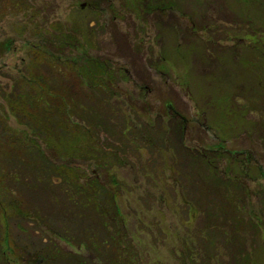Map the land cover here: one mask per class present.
Segmentation results:
<instances>
[{
    "label": "rangeland",
    "instance_id": "374dc122",
    "mask_svg": "<svg viewBox=\"0 0 264 264\" xmlns=\"http://www.w3.org/2000/svg\"><path fill=\"white\" fill-rule=\"evenodd\" d=\"M160 1L161 4L174 2L177 7L166 8V13L156 10L143 16L130 11L124 5L126 0H10L9 8L0 2V174L5 171L3 154L10 149L12 139L25 142L34 139L30 129L20 124L10 112L4 97L18 92L15 86L28 76L33 58L39 56L36 52L40 56L42 52L48 56L53 54L52 57L59 58L56 61L63 63L82 60V57L106 61L119 89L113 104L120 114L126 113L131 131L129 141L112 131H103L99 143L103 147L116 148L114 152L122 160L109 168L123 184L121 191L117 189L115 202L127 222L126 238L132 246L135 262L191 264L190 257L188 261L184 259L187 251H192L195 257L198 253L199 260H208L211 255L218 254L212 245L205 246L207 233L200 218L193 223V215L191 220L188 214L192 213V206L201 205L205 212H218L221 218L219 206L222 200L227 205L234 202L233 192L232 195L212 193L205 188L207 173L204 167H186L184 157L175 158L173 162L175 154L171 148L178 145L162 135L171 128L173 112L169 106L173 105L184 117L185 127L188 126L185 146L196 151L190 154L203 156V149L219 148L218 143H224L229 152L237 151L239 166V162L243 163L240 173L246 174L240 175H244L253 193L246 212L256 225L263 223L259 234L249 235L250 241H246L242 249L248 256V264H264V148L257 135L249 138L247 124L238 132L228 131L219 119L215 102L214 109L206 106V99L215 100L222 91L226 97L233 96V83L237 78L236 67L229 62L224 65L229 77L222 76L219 63L210 69L207 53L236 49L245 55L257 42L264 46V0ZM152 4L157 5V1ZM181 12L187 17L180 16ZM62 32L74 35L80 44L68 42L70 45H62ZM210 38L217 44L211 43ZM247 120L251 118L247 117ZM117 127L121 128L120 125ZM145 129L154 136L150 143L146 141V134L143 135ZM59 132L55 126V139L61 136ZM172 138L174 140L175 136ZM41 142L47 150L45 142ZM97 148L101 146L97 144ZM37 156L28 152L22 156V162L15 154L11 161L7 159L8 168L15 175H11L9 189L0 186V200L21 195L25 205L37 211L46 202L56 209L55 219L51 217L50 221L55 223L67 218V223L74 226V205L57 199L50 192L44 200L46 187L52 190V178H44ZM190 156L186 157L189 161ZM60 158L57 163L62 162ZM69 161L66 162L74 166ZM178 162L188 191L174 183L182 174L175 172L174 164ZM80 164L81 173L88 177L99 175L100 168L94 162L82 161ZM224 166L225 162L220 167L222 173ZM22 168L27 170L23 172ZM102 178L107 180L106 173ZM28 180L29 183H23ZM190 186L196 189L194 193L189 190ZM55 192L57 194L59 189ZM234 194L237 195V191ZM186 198L190 208L184 204ZM85 212H91V209ZM36 224V220L26 221L21 217L12 221L10 264H36L28 260V257L32 258L30 254L34 250L31 248L37 241ZM40 227L44 230L42 224ZM211 234L216 232L211 231ZM41 244L40 240L36 248ZM60 244L66 250H72L65 241ZM219 253L227 255L228 252Z\"/></svg>",
    "mask_w": 264,
    "mask_h": 264
},
{
    "label": "trees",
    "instance_id": "16d2710c",
    "mask_svg": "<svg viewBox=\"0 0 264 264\" xmlns=\"http://www.w3.org/2000/svg\"><path fill=\"white\" fill-rule=\"evenodd\" d=\"M153 1H157V5H153ZM0 2L7 4L9 8L10 0H0ZM160 2V0H126L124 5L130 11L137 14L142 13L143 16L156 12V10L166 13V8L177 7L171 1L163 4ZM180 16L187 17L184 12H181ZM192 17L190 16L193 26H196ZM58 28L60 29V26ZM62 38H64L61 40L62 45H70L68 42L80 44L74 35L62 32ZM210 41L217 44L212 38ZM257 44L250 47L245 55L236 49H231L229 52L207 53L210 69L214 64L219 63L222 76L229 77L230 73L224 67L229 62L236 67L237 78L236 81L234 80L235 84L233 83L234 97H226L222 91L218 93L220 95L215 97V100L206 99V106L213 107L215 102L220 115L219 119L223 126H226L224 129L228 131L238 132L242 126L247 124L246 132L249 138H252L250 136L253 134L257 135V140L261 141L264 148V46H261L260 42ZM36 54L39 56L33 58L28 76L19 80L15 86L18 92H12L4 97L10 112L20 124H25L30 129L34 139L26 142L21 139H12L9 143L10 149L3 154L4 168L6 167L7 171L5 168V171L0 174V186L9 189V185L12 184L11 175H15L8 168L10 163L8 165L7 159L11 161L15 154L22 162L23 155L28 152L36 153L38 165L44 172V178H52L53 191L45 186L44 200L45 195L49 196L48 192H50L55 194L57 199L61 198L74 205V226L67 223V218L58 219L55 223L50 221L51 217L55 219L56 209L46 202L43 208L41 210L38 208L37 211L31 206L27 207L21 195L9 196L6 200L1 199L0 264H10L12 244L9 233L12 221L18 217L25 218L26 221L36 220L37 222L34 229L37 241L31 248L34 250V253L30 254L32 258L28 257L30 262L36 264H137L133 259L135 256L132 254V246L126 238L127 222L123 219L115 202L117 189L120 188L118 190L121 191L123 184L114 172L110 173L109 168H113L122 160L114 152L116 148L103 147L99 143L100 134L103 131H112L129 141L127 138L131 131L130 120L125 112L120 114L113 104L119 91L117 85L114 84V72L110 69L108 62L98 59L82 57V60L63 63L61 60L56 61L59 58L52 57L53 54L50 56L43 52L41 56L38 52ZM169 107L173 112L172 129L165 130L162 135L167 136L168 141L178 145V147L172 146L171 148L175 154L173 162L175 158L184 157L186 167L197 165L204 167L207 173L206 180L203 177L200 178L206 181L207 190L209 189L212 193L227 192L231 195L233 192L235 197L232 198L234 200L232 205H227L222 200L219 206L223 216L221 218L218 212L206 211L209 215L206 218L209 220H205L206 212L201 205H195V208L192 206V213L188 215L191 220L193 215V223L200 218L207 233L205 246L212 245L213 250L218 254L211 255L212 257L208 260L206 258L199 260L198 253L195 257L192 251H187L184 259L188 261L190 257L191 264H212L213 261L216 264H248V256L245 255L242 246L246 241L247 243L250 241L249 235L259 234V228L263 223L256 225L246 212L247 202L253 193L245 181L244 175L246 174L242 172L244 175H240L243 163L239 162L240 167L237 162L239 159L237 151L229 152L227 148H224V143H218L219 148L203 149V156L190 154L196 151H191L185 146L184 136L188 131V126L185 127L184 124L185 119L175 106ZM247 117L251 120L248 121ZM118 125L121 128H118ZM55 126H58L60 130L61 136L58 139L54 137ZM69 133H71L70 136H68ZM144 134L147 136L146 141L150 143L154 136L146 129ZM173 136H175L174 140H172ZM41 141L45 142L47 150L43 149ZM97 144L101 148H97ZM189 156L190 161L186 158ZM59 158L61 163H57ZM68 160L74 163V166L68 164L66 162ZM82 161L84 163L94 162L98 165L99 175L88 177L85 173H81L80 162ZM179 162L174 164L175 172L182 174L178 175L174 183L176 186L186 187L188 191L187 182L182 180L184 174L179 168ZM223 162L225 166L222 173L220 167ZM22 169L23 172L27 170V168ZM105 173L108 176L107 180L102 178ZM23 183H29V180ZM55 189H59L60 193L56 194ZM189 190L193 193L196 191L191 186ZM235 191L237 195L234 194ZM184 204L190 208L188 198L185 199ZM89 209L91 212H85ZM40 223L44 230L41 229ZM201 228L202 226L199 228L200 240L203 233ZM211 231H215L216 234L210 235ZM40 240L41 247L36 248ZM63 241L72 250L63 248L60 244ZM197 247L200 250L199 245ZM233 248L234 253L231 252ZM219 251L228 253L227 255L220 254Z\"/></svg>",
    "mask_w": 264,
    "mask_h": 264
},
{
    "label": "water",
    "instance_id": "95a60500",
    "mask_svg": "<svg viewBox=\"0 0 264 264\" xmlns=\"http://www.w3.org/2000/svg\"><path fill=\"white\" fill-rule=\"evenodd\" d=\"M82 7H85V5H83Z\"/></svg>",
    "mask_w": 264,
    "mask_h": 264
}]
</instances>
